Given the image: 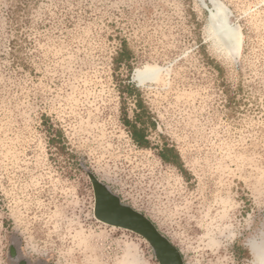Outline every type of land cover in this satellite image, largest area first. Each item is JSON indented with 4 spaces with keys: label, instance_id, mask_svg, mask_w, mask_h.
Wrapping results in <instances>:
<instances>
[{
    "label": "rangeland",
    "instance_id": "obj_1",
    "mask_svg": "<svg viewBox=\"0 0 264 264\" xmlns=\"http://www.w3.org/2000/svg\"><path fill=\"white\" fill-rule=\"evenodd\" d=\"M88 171L183 264H264V0H0V264H160Z\"/></svg>",
    "mask_w": 264,
    "mask_h": 264
},
{
    "label": "water",
    "instance_id": "obj_2",
    "mask_svg": "<svg viewBox=\"0 0 264 264\" xmlns=\"http://www.w3.org/2000/svg\"><path fill=\"white\" fill-rule=\"evenodd\" d=\"M95 193V217L110 226L133 231L144 237L152 246L160 264H183V256L171 240L164 235L144 213L124 203L121 197L88 171ZM19 264H26L20 261Z\"/></svg>",
    "mask_w": 264,
    "mask_h": 264
},
{
    "label": "bare ground",
    "instance_id": "obj_3",
    "mask_svg": "<svg viewBox=\"0 0 264 264\" xmlns=\"http://www.w3.org/2000/svg\"><path fill=\"white\" fill-rule=\"evenodd\" d=\"M214 5L216 7V11H213L210 17L212 28L218 36L224 39L226 43H228L231 47H235L239 42V33L233 26L230 25L225 8L219 5L217 2ZM138 76L140 79H145L152 77L153 73L151 70H145L139 72Z\"/></svg>",
    "mask_w": 264,
    "mask_h": 264
},
{
    "label": "trees",
    "instance_id": "obj_4",
    "mask_svg": "<svg viewBox=\"0 0 264 264\" xmlns=\"http://www.w3.org/2000/svg\"><path fill=\"white\" fill-rule=\"evenodd\" d=\"M137 105L142 107V102L137 101ZM125 123L127 125H130L133 127L131 132H132L133 138L135 139L137 144H139L140 146H146V147L149 146V144H148L149 140H147L146 136H139V134H138V132L142 131V128L137 129L136 125H133V123H131V121L126 119V118H125ZM169 150L175 151L174 147H170ZM163 157H164V159H167L164 155H163Z\"/></svg>",
    "mask_w": 264,
    "mask_h": 264
}]
</instances>
